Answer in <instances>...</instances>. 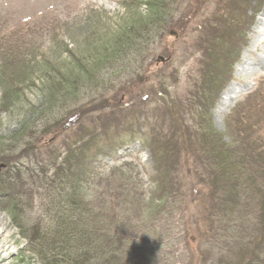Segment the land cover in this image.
Returning a JSON list of instances; mask_svg holds the SVG:
<instances>
[{"label": "rangeland", "instance_id": "rangeland-1", "mask_svg": "<svg viewBox=\"0 0 264 264\" xmlns=\"http://www.w3.org/2000/svg\"><path fill=\"white\" fill-rule=\"evenodd\" d=\"M152 2L0 0V165L2 157L12 151L15 134L22 128L45 126H37V117L51 101L50 95L55 103L60 102L56 118L59 126L53 125L55 119L47 123L50 132L37 137V147L30 152L32 158L45 156L49 147L62 145L64 139L72 143L77 129L101 134L98 136L103 135V129L115 132L131 112L128 126H133L136 134L139 129L147 130L150 145L158 148L166 166L161 176L171 179L174 191L179 189L190 207L179 212L177 200L172 213L168 212L165 206L171 195L165 199L168 202L156 207L161 202L151 197L156 186L151 180L152 156L148 145L146 148L140 143L145 141L132 137V131L125 133V140L118 139L125 147L117 155L100 159L89 194L123 202L116 215L126 217L127 213L136 224L152 226L151 240L163 242L156 248L173 256L170 262L204 264V248L212 240L211 234L224 232L215 218L230 215V204L219 199L222 212L211 210L213 192L206 188L215 169L189 135L194 134L190 131L195 129L199 112L208 111V105L207 117L216 132L228 137V132L243 124L253 136L264 138V26L257 28L259 19L264 20V0H172L169 12L162 17L150 12ZM123 34L131 42L143 44L137 58L140 62H134L135 57L124 51L121 55L110 51L113 46H121ZM123 47L128 50L130 46ZM206 75H213L211 87L204 80ZM45 76L52 79L43 82ZM140 76L142 81L136 79ZM74 81L81 83L80 93L76 89L77 94L65 96ZM131 106L140 109L138 118ZM181 129H185L182 135ZM182 138L186 139L185 147ZM19 140L22 143L23 135ZM25 140L23 143H27ZM189 168L194 177L187 181ZM261 168L264 170V165ZM257 170L242 180L245 183L239 189L253 200L264 199L263 170ZM191 180L205 186L198 194L203 195L202 203L195 190L191 195L197 201L187 198V187L195 185ZM31 198L35 210L23 217L28 225L40 210V197ZM16 216L22 220L20 212ZM255 234L251 230V237ZM249 246L250 250L255 248L250 243L243 247ZM0 264H42L15 218L3 208Z\"/></svg>", "mask_w": 264, "mask_h": 264}, {"label": "trees", "instance_id": "trees-1", "mask_svg": "<svg viewBox=\"0 0 264 264\" xmlns=\"http://www.w3.org/2000/svg\"><path fill=\"white\" fill-rule=\"evenodd\" d=\"M171 1L153 0L150 4V12L155 11L160 17L166 15L170 10ZM228 21L226 19L225 23ZM120 42L121 46L109 47L110 51L114 52V55L116 53L121 55L124 51L127 56L135 57L134 62H140L137 58L143 44L131 42L124 34L121 35ZM128 44L130 52L123 47ZM117 56L114 57L117 58ZM212 76H204L207 87H211L215 81ZM44 78L46 79H41L43 82L52 79V76ZM136 79L143 80L141 76ZM80 85L78 81L72 82L71 89L64 95L69 97L77 94L76 89H79L78 93H80ZM94 85L96 86V83ZM210 90L205 89L207 92ZM49 99L51 101L53 99L54 102L52 95L48 97V101ZM51 101L44 109L45 111L40 112L37 117V126H45L41 127L42 129H34L31 126L27 129L22 128L15 134L12 151L2 157L4 161L3 163L1 161L0 165V208L8 210L15 218L17 225L28 239L31 251L40 257L42 264H175L174 261L170 262L173 256L170 258L166 252L163 253L160 248H156L158 244L163 245V242L157 243L151 240L149 232L152 226L136 224L127 213L126 217L116 215L115 211L123 206V202L107 201L109 198L107 196L89 194L91 181L96 171L94 168L101 162L100 159L117 155L119 149L125 147L123 143L117 142L118 139L125 140L128 132L132 131V137L145 141L139 142L145 147L148 145L149 148H146L152 156L154 173L151 175V180L156 186L151 197L161 202L156 207L159 209L161 205L168 202L165 199L169 195H171L169 197L171 201L165 206L168 212L177 200L180 206L179 212H184L190 207L183 200L186 196L184 198L179 195V189L174 191L171 179L167 175L161 176L166 166L160 160L158 148L150 145L147 130L139 129L136 134L132 130L133 126H128L131 122L127 117L131 112H128L122 120L124 123L120 121L121 125L115 128V132L109 133L103 129V135L98 136L101 134L77 129L73 132L72 143L69 144L68 139H64L67 141L63 140L62 145L49 147L46 157L40 155L32 158L31 150L37 147L35 140L41 134L50 132V127L46 125L48 122L55 121L57 112L60 111L58 107L60 102L51 103ZM205 106L210 110L208 105ZM139 111L140 109L136 108L132 111L136 118ZM208 111L199 112L197 122L194 123L195 129L190 131V134H194L189 137L191 136L193 144L198 146L201 154L207 159V163L210 161L209 163L215 169L214 178L209 180V187L206 188L209 192H213L211 197L214 200L210 201L211 210L216 208L215 212L217 209L218 213L222 212L217 203L221 199L222 203L230 204V215L225 214L222 218H219L220 215L216 216V221L220 223L218 228L223 229L224 232H219L217 235L211 234L212 240L209 239L208 246L204 248L207 251L204 254V264L206 262L264 264V213L262 211L264 199L256 197L253 200L252 197L242 195L239 191L245 183L242 182L244 178L243 181L247 180L249 176L259 171L257 169L263 170L261 166L264 165V138L259 135L253 136L251 129L243 124L237 130L228 132V137H225L213 129L212 122L207 117ZM59 121L56 120L53 125L59 126ZM187 130L189 131V128ZM184 131L185 129H181L180 135ZM21 135L27 143H23L24 140L21 143L19 140ZM156 139L157 133H155V141ZM135 142L132 140V143ZM182 142L185 147L186 139L182 138ZM118 144L120 146L115 148ZM171 152L174 154L173 150ZM168 153H170L169 150ZM200 157L203 159V156L200 155ZM260 174L263 175L261 177L263 179L264 170ZM189 177H194L191 168L188 169L187 181ZM256 178L260 176L257 175ZM192 182L200 188L195 189V185L189 187L190 181L185 182L188 186L187 194H190L187 198L197 201L196 197L191 195V192L195 190L198 201L201 202L203 195L199 197L198 194L205 186L196 180ZM33 195L40 197V210L34 221L28 225L23 223V220L27 221L23 217L26 212L35 210V203L31 202ZM254 202L259 203L253 206ZM206 209L205 207L204 211ZM16 212H20L21 221L18 220ZM243 221L247 222V225L242 224ZM160 228L162 229L161 226ZM251 230L256 231L252 237ZM162 231L166 232V230ZM240 231L243 235L239 234ZM153 235L157 236L155 229ZM247 243L255 248L250 250V246L243 247ZM200 255L202 257V253Z\"/></svg>", "mask_w": 264, "mask_h": 264}, {"label": "bare ground", "instance_id": "bare-ground-1", "mask_svg": "<svg viewBox=\"0 0 264 264\" xmlns=\"http://www.w3.org/2000/svg\"><path fill=\"white\" fill-rule=\"evenodd\" d=\"M262 17H264V12L262 14ZM229 20V18H227ZM259 23H257V28L264 26V20L262 18L259 19Z\"/></svg>", "mask_w": 264, "mask_h": 264}, {"label": "water", "instance_id": "water-1", "mask_svg": "<svg viewBox=\"0 0 264 264\" xmlns=\"http://www.w3.org/2000/svg\"><path fill=\"white\" fill-rule=\"evenodd\" d=\"M162 59V58H161Z\"/></svg>", "mask_w": 264, "mask_h": 264}]
</instances>
